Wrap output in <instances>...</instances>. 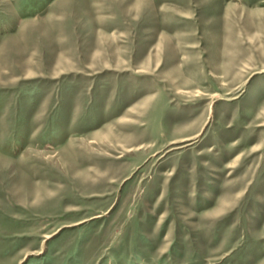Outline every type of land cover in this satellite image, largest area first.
<instances>
[{
	"label": "rangeland",
	"instance_id": "374dc122",
	"mask_svg": "<svg viewBox=\"0 0 264 264\" xmlns=\"http://www.w3.org/2000/svg\"><path fill=\"white\" fill-rule=\"evenodd\" d=\"M0 264H264V0H0Z\"/></svg>",
	"mask_w": 264,
	"mask_h": 264
},
{
	"label": "bare ground",
	"instance_id": "6f19581e",
	"mask_svg": "<svg viewBox=\"0 0 264 264\" xmlns=\"http://www.w3.org/2000/svg\"><path fill=\"white\" fill-rule=\"evenodd\" d=\"M147 102V100L146 101H144V103H146ZM104 139V138H103ZM187 140H189L190 138H186ZM186 139H182V140H186ZM128 144L130 143V144H132V141L131 140H125ZM131 146V145H130ZM140 148V147H139ZM132 149H128V151H131ZM223 203H220V205H219V207L218 208H222L223 207V205H222Z\"/></svg>",
	"mask_w": 264,
	"mask_h": 264
}]
</instances>
